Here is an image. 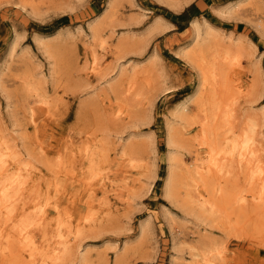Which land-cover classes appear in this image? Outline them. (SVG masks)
Here are the masks:
<instances>
[{"label":"rangeland","instance_id":"374dc122","mask_svg":"<svg viewBox=\"0 0 264 264\" xmlns=\"http://www.w3.org/2000/svg\"><path fill=\"white\" fill-rule=\"evenodd\" d=\"M197 29L213 34L202 89L184 55ZM212 96L236 113L234 132L254 118L264 160V0H0V148L40 177L28 212L48 199L53 220L82 227L62 264H204V251L211 264H264L249 174L215 171L220 220L186 203L178 183L208 155L201 137L185 142L180 110L199 120ZM90 214L100 220L82 225Z\"/></svg>","mask_w":264,"mask_h":264},{"label":"bare ground","instance_id":"6f19581e","mask_svg":"<svg viewBox=\"0 0 264 264\" xmlns=\"http://www.w3.org/2000/svg\"><path fill=\"white\" fill-rule=\"evenodd\" d=\"M204 33L205 36H202L200 34V31L198 29L196 30L194 37L195 44L189 52L184 54L185 56L187 55V58H191L192 61L198 67L199 76H201V84H200L201 89L205 87V85L203 84H205L204 81L206 80L208 75V72L206 71L205 58H204L206 55L205 54L206 50H209L208 49L209 43L206 42V39L208 40L207 38L208 35L210 36L213 35L211 32H209L208 29H206ZM211 38L210 41H212ZM213 47H217V46L215 45ZM228 48L226 51L224 50L225 52L222 50L221 51L224 52V54H226L230 50ZM237 58L239 59L240 56L239 57L236 56V59ZM215 79L217 83V80H219V78L213 74L212 80ZM213 82L215 81H212V83ZM219 84L220 82L218 83V85ZM251 86L253 88L254 85L252 84ZM252 88H250L249 92L252 91ZM252 98L255 99L256 97H252ZM212 99L213 96L209 98L207 103L200 101L199 109L204 108L205 105L207 106L209 105V110L205 115V117L198 116L199 120L191 119V117L185 111L184 107L181 108L180 110V115H181L180 118L185 123V127L187 129L186 133H188L185 142L190 146L192 143H194L192 142L193 140H196L197 137H201L202 144L207 146V149L206 150L204 149V151L202 152H206L208 154L206 159H202V157L198 156L200 154V150L196 148L198 152L197 153L198 162L197 163L193 162L196 164L195 166L192 167V169H189L186 175L187 177H185V179L183 177L181 178V181L178 180L180 187H182L184 190L186 203H188L193 208L199 209L202 214L209 211L208 216L210 218L214 216V218L220 220L221 217L220 214H218L219 216H216V213L221 212L220 210L223 209L217 208L220 205V203L219 200L216 198L217 196L215 197L214 195L215 191L213 185L210 184L211 181L210 179L214 177L215 171L217 172L224 171L227 174L228 172L230 173L232 166L236 165L238 168L237 171L240 172L242 176L245 173L249 174L247 178L244 175L243 180L244 183L247 182L249 185L248 188L249 190L246 189L245 190L247 191V193L249 191L250 194L248 195L252 196V200L250 204H252L253 207H257V208L261 207L260 210H263V214H264V160L262 157H260V154L258 153V151L262 148V145L256 140V131L254 128V126L256 125L255 123L256 121H254V118L253 119L246 118L247 121L246 122L243 121L244 123L242 126V133L239 132L238 134L234 132L237 131L234 129L236 113L231 112L233 110H225L222 112L221 106L219 104H216L215 101H213ZM32 111L33 110H31V112ZM193 124L199 125L200 127L199 135L189 134L190 132L189 130L193 127ZM238 128L240 127L238 126ZM169 138L170 141L171 140L173 141V138L171 136ZM196 143L198 144L199 142ZM4 145H3V149H1L2 147L0 148V250H1L2 259L4 260L5 264H60V263L62 264V262H64L66 258L70 256L71 251L73 249L74 250L77 249V245L74 243L77 241L78 233L82 227H78L79 222L76 223L77 225H75V227L71 226L70 224L66 225L62 223V220H60V215H57L56 218L53 220L52 219L53 217L51 218L46 212L47 211L46 208H48L49 206L47 203L48 199L43 201H38V203L35 206H33V209L35 210L34 212L33 209H31V211L29 212L26 210L29 208L26 207V204L28 203L25 202V199L28 196L32 197L30 194L32 193L33 188H37V181L39 180L40 177L33 178L31 173L32 170L31 168L29 169V164L28 163L23 164L24 162L21 163L20 160L18 159L19 155L17 156V154L12 152L9 147ZM199 145H197L198 148ZM93 150L94 151L91 150L92 153L90 157L94 158L95 156L96 158L97 154L99 153L98 152L99 150H95V149ZM90 171L92 172V170ZM170 174H172V171H170ZM232 175L234 177V183H235L234 185L237 186L236 183H238L239 177L238 175H235V173ZM171 177L172 176H170L169 182L166 186L167 193L170 192L173 187V183L170 182ZM214 178L211 182L214 181ZM221 188L222 186H220V189ZM226 195H228V193ZM36 198H38V196ZM235 198L233 199L235 200ZM241 198L245 199L246 194L241 196ZM224 202L227 203L228 201L224 200ZM237 205L240 208V205L239 204ZM214 208L219 210L214 211ZM232 209L234 210V208ZM250 210L249 212H251ZM256 210L254 208L253 211L255 212ZM240 211L242 210L239 209L238 213H240V215L244 214V212L242 213ZM237 215L238 214H236V216ZM254 215L256 216L257 213H254ZM225 219L226 218L224 217L223 220ZM235 219L236 217L234 218L233 221H235ZM247 219L250 218L247 217ZM99 220L100 218H97L96 220L93 219L92 215L90 214L83 219L84 223L82 222V225L88 224V226H92L93 222L97 223ZM259 220H258V224L260 223ZM255 221L256 220H254L253 222ZM222 223L224 224V222ZM249 223L250 222H247V225H249ZM245 225L243 223V226ZM236 228L237 226L235 227V229ZM232 229H234V226ZM241 229L242 227H240V230ZM241 231H243V229ZM206 254H207L206 251L202 252V256H203L202 261L204 262V264H211L212 263L210 261L211 259L207 258ZM213 254H217L220 256L221 253L213 249ZM24 257H26L25 260ZM85 259H86L85 257L82 258L81 264H85L84 262L87 261Z\"/></svg>","mask_w":264,"mask_h":264}]
</instances>
